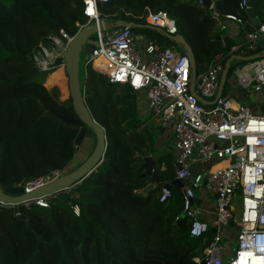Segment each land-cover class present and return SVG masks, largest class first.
<instances>
[{"label":"trees","instance_id":"1","mask_svg":"<svg viewBox=\"0 0 264 264\" xmlns=\"http://www.w3.org/2000/svg\"><path fill=\"white\" fill-rule=\"evenodd\" d=\"M238 3L215 0L222 13H237ZM263 5L255 0L254 9ZM147 9L175 20L177 33L191 47L196 74L217 53L225 54V61L231 58L233 43L225 36L221 45V31L206 6L179 0H108L100 6L107 21L142 26ZM86 21L83 0H0V186H23L63 170L73 159L78 127L61 121L75 116L71 99L61 100L57 87L46 88L58 85L65 97L66 77L61 84H54L61 77H50L48 85L49 75L45 82L39 77L31 55L48 35L61 28L72 35L77 23ZM80 87L92 117L105 129L103 161L82 182L45 197V207L1 205L0 264H196L212 234L191 237L188 218L177 223L183 198L176 186L169 188L170 198L159 201L161 187L174 178L172 161L159 155L136 93L93 69ZM148 155L157 164L147 176L139 167L140 157ZM149 184L153 188L145 193Z\"/></svg>","mask_w":264,"mask_h":264},{"label":"built area","instance_id":"2","mask_svg":"<svg viewBox=\"0 0 264 264\" xmlns=\"http://www.w3.org/2000/svg\"><path fill=\"white\" fill-rule=\"evenodd\" d=\"M107 1L91 0L93 14H88L89 5L83 0V14L87 21L77 23V31L89 23H97L94 38L97 45L92 46L86 64L104 74L109 82L126 84L137 96L143 95L151 120L171 128L173 179L182 182L183 198V208L176 220L188 218L191 237H201L211 227L215 228L202 256L194 258L195 263L240 264L241 254L251 253L246 257V264H264V114L251 112L243 102L258 93L263 95V101L259 100L264 102V57L237 66L238 73L235 69L232 75L228 73L215 102L202 104L197 95L212 102L218 93L226 55L217 53L204 71L195 73L191 88L188 54L173 45L162 46L145 36L136 35L130 27L106 28V15H102L100 6ZM248 1L239 0L237 13H222L214 0L208 5L204 0H197L199 6H206L220 29L223 47V31L228 22L235 23L243 33V42L232 47L229 54L239 49L238 54L245 55V51L256 46V40L264 37V16L259 25L253 24L246 15ZM145 21L164 34L177 33L175 20L165 11L147 9ZM75 33L71 35L61 28L48 35L47 41L39 43L31 55L35 67L40 72L57 68L56 59L64 58ZM97 59L101 60L103 67H96ZM244 66L250 68L248 75L240 73ZM137 103L140 105L139 98ZM196 161L201 164L198 174L191 184L183 182L189 178V166ZM160 168L163 169L164 165ZM59 172L55 170L35 178L23 187L30 190L41 186L59 177ZM201 180L202 184L198 186ZM194 189H201L211 196L212 211L204 210L201 202H193L199 199ZM170 196V189L162 186L159 201ZM32 203L43 207L48 205L44 198L23 204ZM1 205L8 204L0 201ZM74 212L78 214L77 206H74Z\"/></svg>","mask_w":264,"mask_h":264},{"label":"water","instance_id":"3","mask_svg":"<svg viewBox=\"0 0 264 264\" xmlns=\"http://www.w3.org/2000/svg\"><path fill=\"white\" fill-rule=\"evenodd\" d=\"M205 5L209 4V1L204 0ZM249 8L247 10L248 16L252 19V21L259 25L261 20L258 16L255 15V0L248 1ZM118 27H136L139 26L133 22H126L123 20L117 21ZM151 29H155L159 31L158 27L153 25H146ZM97 31V23L96 21L92 22L91 24H87L83 26L80 30H78L75 35L73 36L72 40L68 44L66 48V52L64 58H57L55 64L57 66L62 65L65 71V75L67 77V89H68V98L71 99L72 108L74 111V117H61V121L67 125H72L78 127V132L75 137V145L78 147L86 134H91L94 138V145L91 152L88 156L78 164L73 170L65 173L64 175L53 179L52 181L45 183L41 186L32 188L30 190H26L20 184H14L12 186H0V201L4 204L14 205V204H21L25 202H33L35 199L45 198L50 195H54L59 193L60 191H64L70 189L71 187L75 186L76 184L82 182L86 179L91 173H93L96 168L102 163L104 158V153L107 148V141L105 136V129L101 126L91 115L90 111L88 110L85 101H84V94L83 90L80 87V80H79V64H80V54L84 44H91L93 46L97 45V41L91 38V35ZM167 37L175 43H178L182 46L183 50L189 56V62L191 67V88L192 83L194 81L195 76V61L193 57V53L191 50L190 45L188 42L183 38L182 35L179 33L167 34ZM255 45L264 48V37L259 38L255 41ZM264 57V50L260 53H255L251 55H239L235 54L232 55L230 59L225 61L224 70L222 72L219 84L218 93L212 102H207L201 96L197 95V99L202 104H211L214 103L216 98H218L223 90L224 83L226 77L229 73V67L231 59L235 60L236 62L240 63H249L253 60L263 58ZM239 68H235V72L238 73ZM253 103L256 105L261 113L264 114V102L262 103L259 99L255 98L254 95H250V97L244 102L245 105ZM163 127L159 129V132H162ZM142 163L140 165V169L144 170V175H151L152 170L157 164V160L155 157L148 155L144 157H140ZM200 162L196 161L189 166V178L183 182H187L191 184L193 179L199 172L200 169ZM202 184V180L197 183L198 186ZM182 182L173 179L171 182L164 184L165 188H170L171 186H181ZM153 188V184H149L145 187L144 192L147 193L149 190ZM211 198V196H210ZM195 204H199V200L193 201ZM22 218V216H19ZM181 218L177 219V223L179 224ZM211 234H215V228H210ZM201 264H204L202 261Z\"/></svg>","mask_w":264,"mask_h":264},{"label":"rangeland","instance_id":"4","mask_svg":"<svg viewBox=\"0 0 264 264\" xmlns=\"http://www.w3.org/2000/svg\"><path fill=\"white\" fill-rule=\"evenodd\" d=\"M179 1H187L189 2L190 4L192 5H196L197 4V0H179ZM198 5V4H197ZM199 6V5H198ZM109 22H111V19L108 20ZM108 22V23H109ZM91 24V23H90ZM112 24V23H111ZM145 25H148V24H145ZM134 30V34L136 35H142V36H145V38L147 39H150L154 42H157L159 40H162L164 39L165 41H167V46L170 44V45H173L177 50L179 51H184L182 46L178 43H175L173 42L172 40H170L168 37H167V34H160L159 31L155 30V29H151L147 26H143V27H139V28H135L133 29ZM96 37V32H94L92 35H91V38H95ZM92 46L91 44H84L83 47H82V50H81V54H80V64H79V80H80V85L82 87H84V84L86 82V79L87 77L89 76V72H90V66L88 64H86V60L88 58H90V54H91V50H92ZM243 66L244 63L241 62V63H237L236 61L232 60L231 61V67H230V71H229V75H232L233 73V70L237 67V66ZM47 75H49L48 72H39V77L42 78V79H45L47 77ZM51 78L53 79H56V78H60L61 77V81H59L58 83H54V84H61L64 82L65 80V75H64V72H63V67L60 66L58 67L51 75H50ZM50 77H49V81L51 83H53L51 80H50ZM67 79V77H66ZM67 81V80H66ZM51 83H48V85H52ZM66 86H67V83H66ZM53 87H57L59 89V93H60V96L59 98L61 100H65L68 98V92H67V95L65 97H63V95L61 94V91H60V87L58 85H54ZM225 89H227V84H225ZM66 90H67V87H66ZM247 99H243V102H245ZM249 108L251 110V112L253 113H259L260 111H258V107L256 105H254L253 103L249 104ZM142 119L144 121H150L148 122L149 126L152 127V133H153V136L155 137L156 139V142H158V139H160L162 136L159 134V131H158V128L157 127H160L158 123L154 122L153 120H151V115L149 112L145 113V115H142ZM94 145V138L91 134H86L82 143L76 148V152H75V155L73 157V159L71 160L70 164H68L63 170H61L59 172V177L64 175L65 173L71 171L72 169H74L78 164H80L89 154V151L90 149H92ZM194 193H195V196L198 197V190L197 189H194ZM234 215L237 216V213L234 212ZM235 232V227L232 228V233ZM235 243V240L233 239L232 241V245H234Z\"/></svg>","mask_w":264,"mask_h":264},{"label":"crops","instance_id":"5","mask_svg":"<svg viewBox=\"0 0 264 264\" xmlns=\"http://www.w3.org/2000/svg\"><path fill=\"white\" fill-rule=\"evenodd\" d=\"M215 1V0H214ZM261 2L264 4V0H261ZM264 6V5H263ZM246 15L248 16V14L246 13ZM255 15L258 16L259 19H262V17L264 16V9H259V10H256L255 9ZM249 17V16H248ZM250 18V17H249ZM119 19H111V22L107 21L105 19L104 21V25L106 26V28L108 29H112L114 27H118L117 26V21ZM252 21V19H251ZM109 22V23H108ZM253 22V21H252ZM112 23V24H111ZM253 24H255L253 22ZM139 26H137V28L139 27H143L142 25L140 24H137ZM217 26V25H216ZM136 28V29H137ZM239 27L233 23V22H228L227 23V26H226V29L223 31L224 32V35L226 37H228L229 39H231L233 45L232 47H238V45H240L242 42H243V33L239 31ZM134 31V30H133ZM231 47V48H232ZM264 48L263 47H259V46H255L253 49L251 50H248L246 52L245 55H251V54H255V53H260L261 51H263ZM231 51V49H230ZM239 52V51H238ZM232 55H235L236 52H232L231 53ZM59 67V66H58ZM57 67V68H58ZM63 67V66H62ZM57 68H55L53 71H55ZM52 72H49V77L50 75L53 73ZM63 72H64V75H65V71H64V68H63ZM51 73V74H50ZM48 77V75H47ZM47 77L45 78L44 82L46 81ZM49 77L47 79V82L49 83ZM66 77V75H65ZM67 80V79H66ZM67 83V81H66ZM60 84V83H59ZM45 86V85H44ZM46 87V86H45ZM53 86L51 87H46V88H52ZM67 87V86H66ZM61 91V89H60ZM67 92H68V89H67ZM62 94V92H61ZM255 97L257 99H260L261 101H263V95L261 94H255ZM138 98L140 99V105H137V108H138V111L140 113V115H145V113L148 112L147 108H146V104H145V101H144V97L143 95L142 96H137L136 95V102H138ZM138 104V103H137ZM143 117V116H142ZM147 122H150V121H147ZM160 126V125H159ZM162 126L159 127V129L161 128ZM159 134L162 136L160 139H158V146H159V155H164V154H168L170 156V159L171 161H173V157H174V149H173V136H172V131H171V128L170 127H163V130L162 132H159ZM91 150V149H90ZM90 152V151H89ZM164 165V163H161L160 164V167L161 165ZM173 168V166H172ZM173 172H174V169H173ZM176 188H178V191L180 192L181 194V191H180V187L179 186H176ZM198 190V200H199V203L201 202L202 204V208L204 210H207V211H212L213 209V200L210 198V196L208 194H205L203 193V191L201 189H197ZM209 218L211 217L210 214L208 215ZM207 216V217H208ZM205 217V216H204Z\"/></svg>","mask_w":264,"mask_h":264},{"label":"snow or ice","instance_id":"6","mask_svg":"<svg viewBox=\"0 0 264 264\" xmlns=\"http://www.w3.org/2000/svg\"><path fill=\"white\" fill-rule=\"evenodd\" d=\"M85 2L89 5V7L86 9L88 14H93V9L91 7V0H85ZM119 79V77H118ZM251 253H242L241 254V259H240V264H246V257L250 256Z\"/></svg>","mask_w":264,"mask_h":264},{"label":"bare ground","instance_id":"7","mask_svg":"<svg viewBox=\"0 0 264 264\" xmlns=\"http://www.w3.org/2000/svg\"><path fill=\"white\" fill-rule=\"evenodd\" d=\"M95 65H97L96 67H103L102 66V62L100 59H97L95 60ZM60 67V66H59ZM54 72V71H53ZM240 73L241 74H244V75H248L250 73V68L249 66H244L242 67V70H240ZM51 74V73H50Z\"/></svg>","mask_w":264,"mask_h":264},{"label":"flooded vegetation","instance_id":"8","mask_svg":"<svg viewBox=\"0 0 264 264\" xmlns=\"http://www.w3.org/2000/svg\"><path fill=\"white\" fill-rule=\"evenodd\" d=\"M92 148H93V147H92ZM91 150H92V149H91ZM91 150H90V152H91ZM90 152H89V153H90Z\"/></svg>","mask_w":264,"mask_h":264}]
</instances>
